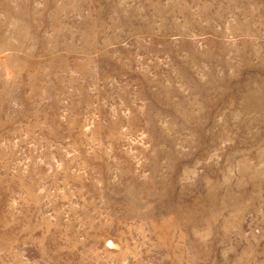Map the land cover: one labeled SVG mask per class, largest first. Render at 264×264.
<instances>
[{
    "label": "rangeland",
    "instance_id": "1",
    "mask_svg": "<svg viewBox=\"0 0 264 264\" xmlns=\"http://www.w3.org/2000/svg\"><path fill=\"white\" fill-rule=\"evenodd\" d=\"M0 264H264V0H0Z\"/></svg>",
    "mask_w": 264,
    "mask_h": 264
}]
</instances>
